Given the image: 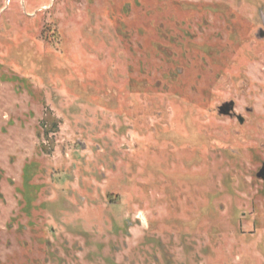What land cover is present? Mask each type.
<instances>
[{
    "label": "rangeland",
    "instance_id": "rangeland-1",
    "mask_svg": "<svg viewBox=\"0 0 264 264\" xmlns=\"http://www.w3.org/2000/svg\"><path fill=\"white\" fill-rule=\"evenodd\" d=\"M261 29L264 0H0V264H264Z\"/></svg>",
    "mask_w": 264,
    "mask_h": 264
},
{
    "label": "flooded vegetation",
    "instance_id": "flooded-vegetation-1",
    "mask_svg": "<svg viewBox=\"0 0 264 264\" xmlns=\"http://www.w3.org/2000/svg\"><path fill=\"white\" fill-rule=\"evenodd\" d=\"M258 35L264 39V29L258 31ZM218 114L223 116H233L234 115V105L233 103H224L218 108ZM257 177H264V166L259 170Z\"/></svg>",
    "mask_w": 264,
    "mask_h": 264
},
{
    "label": "water",
    "instance_id": "water-1",
    "mask_svg": "<svg viewBox=\"0 0 264 264\" xmlns=\"http://www.w3.org/2000/svg\"><path fill=\"white\" fill-rule=\"evenodd\" d=\"M262 179H264V177H262Z\"/></svg>",
    "mask_w": 264,
    "mask_h": 264
}]
</instances>
